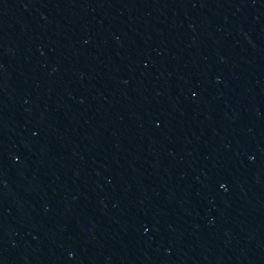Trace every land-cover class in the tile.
<instances>
[{
	"label": "water",
	"instance_id": "water-1",
	"mask_svg": "<svg viewBox=\"0 0 264 264\" xmlns=\"http://www.w3.org/2000/svg\"><path fill=\"white\" fill-rule=\"evenodd\" d=\"M0 264H264V0H0Z\"/></svg>",
	"mask_w": 264,
	"mask_h": 264
}]
</instances>
